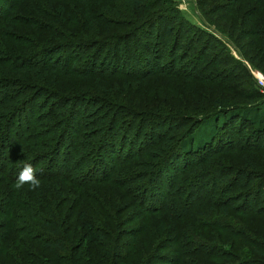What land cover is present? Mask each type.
Instances as JSON below:
<instances>
[{"label":"trees","instance_id":"1","mask_svg":"<svg viewBox=\"0 0 264 264\" xmlns=\"http://www.w3.org/2000/svg\"><path fill=\"white\" fill-rule=\"evenodd\" d=\"M21 1L24 0H1L0 5V86L4 89L0 94L2 139L0 144H7L5 155L2 152V145L0 146V264H64V262L76 264V255L70 253V250L75 242L79 240L80 243L85 238L77 234L80 233L79 228L76 231L72 226L68 229L63 227L62 223L65 220L61 221V219L69 215V210L72 211L74 208V213L78 215L77 219L81 221L82 218L90 224L87 230H81L82 234H92V232L108 234L114 225V220L110 218L113 212L111 200L115 199L114 196L122 197L120 194H115L114 189L123 191L127 196L134 195L135 198H137L135 193L141 185L143 190L146 184L151 189L152 175L157 174L166 162L165 157H161V154L165 153L166 143H169L165 133L180 137L175 149L179 147L183 151L182 141L185 139L191 141L195 138L196 140L192 142L195 141L198 150H205L215 137L213 132L208 130L207 124L205 123L204 128L195 135L192 130L183 132V123L215 120L218 117L213 116L215 118L211 119L215 114L219 117L223 116L225 122H222V125L224 128L228 127L227 131L231 133L232 141L213 146L214 148L207 150L204 157L197 156L190 166L186 164L182 173H178L179 177L175 179V186L178 180L180 185L177 189L174 186L172 192L167 195L169 201L167 206L157 211L166 212L178 222H182L187 217L191 219L196 217L203 213L199 210L203 204L200 202V193L204 192L205 184V187L211 186L208 193L212 195L207 194L205 198L208 197V201L213 202L212 206L222 211L223 217L229 212L241 216L264 215V205L252 207L238 202L233 204L232 194L228 198L216 197L219 193L225 195L234 190H245L240 193L248 191V200H257L260 198L257 196L258 193L264 192V176L255 170L244 175L245 173L230 170L225 166L221 167L222 164L210 163L217 155L229 153L234 155L240 149L250 153L264 152V138H261L264 136V109L261 111L259 104L245 107L231 104L237 99L245 102L257 98L261 100L264 94L261 96L259 91L254 94V90L237 92L228 88L226 90L234 94L235 100L230 99L232 96H228L224 102L214 100L207 106L190 101L191 98L189 101L182 100L178 103L179 106L167 110L169 114L162 113L164 117L175 113L171 115H175L174 119L182 123L177 124L175 128L168 126L161 134L158 133L164 139L158 137L159 143L153 146L156 147L153 149L152 138L148 137L149 133L152 134L151 126L146 127L148 122L145 119H152L154 115L152 110L159 112L165 110L163 108L158 110L156 107L161 101L160 97H156L157 102L152 103L148 88L152 85L150 80L153 77L156 80L162 77L167 81L169 78L188 80V83L197 81L203 85L212 83L221 88L223 85L225 89L232 79H237V76L233 78L231 74L222 76L213 75L214 73L212 75L201 73L195 76L198 71L197 66L195 68L192 66L188 72L185 71L184 66H176L179 61L188 59L186 51L190 41L178 53L182 44V35H177L171 45L169 64L160 66V61L156 64L157 68L139 72L135 68L127 71L122 69L119 64L125 67L139 63L138 57L135 52H130L128 45L121 51L117 41L119 35L112 34L114 32L111 30L115 29V32L122 30V33L136 38V41L142 44L143 36L138 38L137 32L132 30L137 24V27H140L150 20V18L146 19L147 15L144 11H152L157 5L156 0H147V2L123 0L128 2L134 11L131 17L134 23L129 30L123 29L122 24L109 30L107 25L110 24H106V19L102 21L105 24L99 23L100 28L94 24L91 26L90 19L94 18L91 17L83 22L82 30L85 34L82 30L77 34L65 29L64 25L72 22L74 18L67 16L68 20H65L61 12L62 5L55 7L53 3H64L67 0H28L27 6H21V12L15 14L14 11L20 6ZM68 1L82 4L84 9L89 2V0ZM83 14H86V10ZM251 23L253 24V21L248 20L246 26ZM149 27L150 30L146 31L145 38L152 37V22ZM172 27H165L164 41L172 36ZM155 29L159 28L155 27ZM97 32L104 33L99 34L102 38L98 35L93 36ZM106 35L109 36L104 39ZM249 35L258 40L256 48L258 55L255 56V61L264 67V21L254 25ZM112 40L114 41L111 42ZM164 41L160 43L164 44ZM109 45L112 48L102 54L99 68H96V58L100 52L98 49ZM205 47L197 50L196 57L199 62L207 57L208 48L204 49ZM76 49L79 51L76 52ZM87 49L90 50L89 53L85 51ZM158 53L162 56L163 50ZM119 54V59L123 60L121 62L117 58ZM108 56L112 59L110 60ZM211 64L213 65L212 61L209 62L210 67ZM91 77H95L93 83L75 85L79 87L76 90L70 89L72 85L67 83L72 78ZM210 77H214V80ZM141 86H144L142 90ZM195 90L193 89L191 93L193 99H197ZM167 96L168 94L165 98ZM78 101L87 102L90 108L81 110ZM26 106L30 108L28 115L25 114ZM141 107L144 108L140 111ZM119 123L120 125L117 126ZM210 123L214 125V122ZM135 125L137 130L131 138L127 132ZM249 130H254L256 133L252 141L248 140L250 144L244 137ZM142 131L146 132L145 138L149 139V144L137 148L136 141H140ZM10 133L14 136H9ZM240 138L243 139L242 143L241 140L239 141ZM18 149L19 152L15 154ZM152 150L161 152L154 154ZM152 154H154V162H152ZM22 159L27 160L18 164L17 160ZM134 161H138L135 166H133ZM140 164L147 167L146 173L136 172V167ZM250 165L255 169V160H252ZM123 168L133 170L128 171L132 173L131 177H127L128 180L121 173ZM195 169L199 170L195 172ZM195 174L199 175L200 179H196ZM180 177L182 178L179 179ZM138 181L144 182L138 185ZM253 184L256 191L249 188ZM106 185L108 189L98 190L100 198L96 195V191H86L88 188ZM195 190H198L197 195L193 197L191 194ZM105 196L108 198L107 201ZM214 222L218 228L219 223H222L217 220ZM178 233L188 232L178 227ZM64 234H73L74 240L71 241L69 238L65 241ZM230 236L236 241L239 240L248 247L252 255L258 257L249 260L246 264H264L259 259L264 257L263 234L250 236L230 234ZM230 245L234 244L230 243ZM193 246L197 251L199 248L210 251V248L204 247L202 243ZM197 253L199 252L194 254ZM215 259L219 258L215 257ZM180 261L179 256L175 263L178 264Z\"/></svg>","mask_w":264,"mask_h":264},{"label":"rangeland","instance_id":"2","mask_svg":"<svg viewBox=\"0 0 264 264\" xmlns=\"http://www.w3.org/2000/svg\"><path fill=\"white\" fill-rule=\"evenodd\" d=\"M27 1L28 0L21 1L20 6L15 9L14 13H20L22 10L21 6L26 7ZM142 1L147 2V0ZM155 4L157 5L152 11H144L147 15L146 19L150 18V20L145 23L147 26L144 24L137 27V24L136 27H134L135 29L132 30L137 32L136 35L138 38L143 36L142 44L138 43L136 38L128 37L124 32L122 33V30L117 32L114 31L115 29L111 30V32H114L112 34L117 33L119 35L117 38V41L120 44L119 49L122 51L126 45H128L130 52H135L138 57L137 61L139 63L125 67L119 64L122 69H126L127 71L135 68L139 72L144 69H154L156 64L160 61V66L169 64L171 61L169 55L172 51L170 50L171 45L177 38V35H182V44L181 48L178 49V53L181 52L190 41L188 43L189 48L187 49L186 47V55H188V59L179 61L176 66H184L186 72L191 70L192 66L193 68L197 66L198 71L195 76L200 75L201 73L203 75H212L214 73L213 75L222 76L225 74H231L233 78L234 76H237V79H232L224 89L223 85L221 88L212 83L203 85L197 81H191L188 83V80H173L172 78H169L167 81L162 77L157 80L153 77L150 80L152 85L148 88L150 97L152 96V103L157 102L156 97H160L161 101L156 104V107L158 110H162V108L165 109L164 112L152 110V113H154L151 117L152 119H145L148 122L146 127L151 126L150 130H152V134L149 133L148 137L149 139L152 138L153 149L156 148L153 146L159 143L158 140L164 139V137L162 138L159 134H161L162 131H165L166 127L169 126V128H175L177 127V124L182 123L180 120L174 119L175 115H171L175 113L165 115L166 117L162 114H169L167 113V110H169L170 107L179 106L178 103L182 102V100L189 101L191 98L190 101H196L197 104H204L206 106L214 100H221V102H224L228 96H232L230 99H233L234 94L227 91L226 89L228 88L237 92H241L242 90L250 92L254 90V94H256L257 91H259L260 95L264 94L261 92L260 88L261 82H264V67L260 66L257 64V61H255V56L258 55L256 50L258 47V40L254 36L249 35V31L254 28V25L262 20L264 21V0H156ZM59 5H62L61 12L63 13L62 16L65 20H68L66 19L68 18L67 16L74 18L72 19V22L64 25L65 29L77 34L80 33L84 27L83 22L91 17H94L93 19H90L91 26L94 24L100 28L99 23L105 24L102 21L103 19H106V24H110L107 25L109 30L110 28L119 27L120 24H122L123 29L129 30L134 23L131 18L134 11L131 9L128 2L123 0H89L86 4L87 8L85 9L82 4L74 1L67 0V2L64 3H53V6L55 7H58ZM84 10H86V14H83ZM248 20H252L253 24L251 23V25L246 26ZM151 22L153 26L152 37L146 36L145 38L146 31L150 30L149 24ZM166 26H173V33L171 37L164 41L163 32ZM155 27H158L159 29L157 30ZM82 33H84L83 30ZM99 34L104 33L97 32L93 36L98 35L100 38L102 35ZM108 36L106 35L104 39ZM163 41L164 44L160 43ZM203 46L208 48L207 57L199 62L196 53L198 52L197 50ZM206 47L204 49H206ZM110 48L112 47L109 45L106 48L98 49L100 52H98L99 54L96 58V68H99V61L102 60V54L109 52ZM161 49L163 50L162 56L158 53ZM78 51L79 49H76V52ZM85 51L87 53L90 52L88 49ZM111 56H108L110 57V60L112 59ZM119 57L120 54L117 58L119 59ZM213 60H215L216 63ZM119 61L121 62L123 60L119 59ZM210 61L213 63V65L211 64V67L209 66ZM210 79L214 80V77H210ZM94 80L95 77L88 79L72 78L69 79L67 83L72 85L70 86V89L76 90L79 88L76 87L78 84L90 85ZM233 83L234 85H231ZM143 87L144 86H141V90ZM193 89H196L194 94L197 95V99L191 97ZM3 92L4 89L0 86V94ZM166 94H168V96L165 98ZM78 103L81 110H88V108H90L87 102L78 101ZM231 104L237 107L239 105L245 107L259 104V109L262 111L264 109V97L261 98V100L257 98L246 102L237 99L232 101ZM143 108L144 107H141L139 110L141 111ZM25 109L27 112L25 114L28 115L30 108L26 106ZM149 116L143 117L147 118ZM170 116H172V119H170ZM213 116L218 118L211 121H208L209 119H207L204 122H199L198 120L197 123H192L191 121L183 123V132H185V130H192V133L195 135L199 134V131L204 128L205 123L207 124L208 130L210 129L215 137L205 150H198V145L195 144V141L192 142L193 140H196L195 138L191 141L190 139L182 141L181 148H183V151H181L179 147L178 149H175V144L178 143L177 140L180 137H177L175 134L169 135L165 133V136L169 138V143H166L165 153L161 154V157H165L164 161L166 162L157 174L154 173L152 175L151 189L147 187V184L146 187L143 186L145 187L144 190L141 189L142 185L141 187H138L139 190L135 193L137 194L138 199L135 198L134 195L127 196L123 191L114 189V193L120 194L122 197L119 198L114 196L115 199L111 200V211L113 212H111L110 218L114 220V225L113 229L108 234H96L93 232L92 234H82L81 230H87V228L90 227V224L83 221L82 218L81 221L84 223H82L80 219L78 220V215L73 211L74 208L72 210L73 212L69 210V215L61 219V221L65 220L62 223L63 227L68 229V227L72 226L73 228H76V231L79 228L80 233L78 232L77 234H81L80 236L85 238L80 243L79 240L75 243L71 242L72 244L74 243V247L70 250V253L76 255V264H176L175 262L178 261L179 256L181 257V261L178 264H239V262L246 264L249 260L258 258L251 254L248 247L242 244L239 240L236 241L233 236H230V234H245L249 236L251 234H263L264 238V215L254 216L249 214L241 216L229 212L227 216L223 217V215H221L222 211L214 208L212 206L213 202L208 201V197L205 198L207 194L211 195L208 193L211 189L210 185L205 187L204 184V192L200 193V202L203 204L199 210H201V212L203 211V213L192 219L191 217H187L182 222H178L175 218L166 214V212L162 213V211H157L167 206L169 202L167 195L172 192L175 186V179L176 177H179L178 173L184 169L186 164L190 166L195 162L197 156L204 157V154L208 152L207 150H209V148H214L213 146L216 147V145L226 144L232 141L231 133L227 131L228 127L224 128L222 125V122H225L224 119H222L223 116L219 117L218 114H215L212 115L211 119L215 118ZM210 122H214V125ZM119 125L120 123L117 126ZM123 129L127 131V129ZM136 130L137 127L135 125L133 129L127 132L128 136L132 138L133 133H135ZM5 132L8 138L7 130ZM145 134V131L141 132L140 141H136L137 148L149 144V139L147 140L145 138ZM9 136H14V134L10 133ZM254 136H256L255 131L249 130L244 137H246L247 141H252ZM261 138L263 139L264 136ZM240 140L242 143L243 139L240 138L239 141ZM1 141L2 139L0 137V142ZM248 144H250L249 141ZM1 145L2 152L5 155L4 150L6 148L5 145L7 146V144L5 143L4 145V143H1L0 146ZM19 150L20 149L16 150L15 154H17ZM237 151L238 152L234 155L230 153L217 155L211 159L210 163L214 162L217 163V165L222 164L220 165L221 167L225 166L230 170L245 173L244 175H246L247 172L255 170L260 175L264 176V152L250 153L247 150L242 149ZM125 152L126 151L124 150V153ZM152 152L157 154L161 151L155 152L152 150ZM154 154H152V162L155 161L153 157ZM25 160L27 159H22L21 161L17 160V162L18 164H21L24 163ZM252 160H255V169L250 165ZM136 162L138 161H134L133 166H135ZM197 170L199 169H195V172ZM128 171L133 170H128V168H123L121 170V173L126 180H128L127 177H131L132 174ZM146 171L147 167L143 164L136 167V172L138 174L143 172L146 173ZM194 176H196V179H200L199 175L195 174ZM234 176H236V174H234ZM143 182L144 181H142V183ZM142 183L141 181H138L137 184L140 185ZM178 185H180L179 180L175 186L176 189L178 188ZM253 187L254 184L249 188L256 191V188ZM102 189H108L107 185L104 187L88 188L86 191H96V195H99L100 198L98 190ZM197 191L198 190H195L191 195L194 197L197 195ZM240 191L245 190H234L225 195L219 193L216 197L222 196V198H228L230 194H232L231 197L233 204L238 202V204L244 203L246 206L252 207H260L264 205V192L261 191L258 193L257 196L260 198L257 200H248L249 192L246 191L240 193ZM105 198L107 201V196H105ZM165 200L167 201L165 202ZM219 217L222 219H217ZM215 220H217V222H222L219 223V228L214 225L216 223L214 222ZM178 227L185 229L188 233L179 234ZM64 238L65 241L69 238L71 241L74 240L73 234H64ZM81 243H83V245H80ZM196 243H202L204 247L210 248V251L205 250V248H203V250L199 248V251H197V249L194 250L195 247L193 245ZM230 243H233L234 245L231 246ZM75 247L76 250H74ZM195 252L199 253L196 255L194 254ZM215 257L219 259H215ZM259 259L264 262V257H260ZM64 264L69 263L64 262Z\"/></svg>","mask_w":264,"mask_h":264},{"label":"built area","instance_id":"3","mask_svg":"<svg viewBox=\"0 0 264 264\" xmlns=\"http://www.w3.org/2000/svg\"><path fill=\"white\" fill-rule=\"evenodd\" d=\"M260 88H261V91L264 93V82L263 81L261 82V87Z\"/></svg>","mask_w":264,"mask_h":264}]
</instances>
